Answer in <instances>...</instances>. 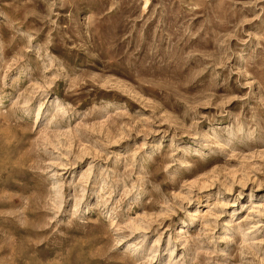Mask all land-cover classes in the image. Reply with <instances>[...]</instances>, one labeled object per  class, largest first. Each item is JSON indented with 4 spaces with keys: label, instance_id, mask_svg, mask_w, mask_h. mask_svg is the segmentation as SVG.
<instances>
[{
    "label": "rangeland",
    "instance_id": "374dc122",
    "mask_svg": "<svg viewBox=\"0 0 264 264\" xmlns=\"http://www.w3.org/2000/svg\"><path fill=\"white\" fill-rule=\"evenodd\" d=\"M0 264H264V0H0Z\"/></svg>",
    "mask_w": 264,
    "mask_h": 264
},
{
    "label": "bare ground",
    "instance_id": "6f19581e",
    "mask_svg": "<svg viewBox=\"0 0 264 264\" xmlns=\"http://www.w3.org/2000/svg\"><path fill=\"white\" fill-rule=\"evenodd\" d=\"M252 208H253V207H252ZM254 208H258V207L254 205ZM253 212H254V210H250V211H249V214H251V213H253Z\"/></svg>",
    "mask_w": 264,
    "mask_h": 264
}]
</instances>
